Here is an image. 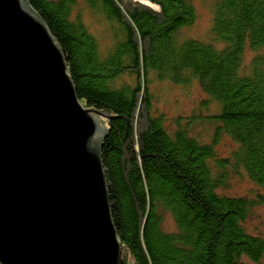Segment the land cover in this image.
<instances>
[{"label": "trees", "instance_id": "trees-1", "mask_svg": "<svg viewBox=\"0 0 264 264\" xmlns=\"http://www.w3.org/2000/svg\"><path fill=\"white\" fill-rule=\"evenodd\" d=\"M27 1L60 45L79 101L107 115L101 158L120 264L259 263L264 238L244 224L264 204V0H209L206 42L180 36L197 18L192 0H82L112 28L106 52L73 17L78 0ZM125 75L131 83H116ZM153 79L183 93L196 82L200 114L165 126ZM197 123L211 126L209 142L192 135ZM225 135L234 148L219 157ZM242 176L251 197L221 192ZM165 215L175 231L163 230Z\"/></svg>", "mask_w": 264, "mask_h": 264}, {"label": "water", "instance_id": "water-1", "mask_svg": "<svg viewBox=\"0 0 264 264\" xmlns=\"http://www.w3.org/2000/svg\"><path fill=\"white\" fill-rule=\"evenodd\" d=\"M106 117L79 101L29 2L0 0V264H120Z\"/></svg>", "mask_w": 264, "mask_h": 264}, {"label": "rangeland", "instance_id": "rangeland-1", "mask_svg": "<svg viewBox=\"0 0 264 264\" xmlns=\"http://www.w3.org/2000/svg\"><path fill=\"white\" fill-rule=\"evenodd\" d=\"M82 0H78L79 7L73 11V17L79 15L84 24L88 27L89 31L97 38L99 48L101 51L106 52L109 48L111 41L113 40V32L111 26L103 19H96L95 16L87 6H85ZM215 1V0H214ZM196 9L197 18L190 28H185L180 32L181 37H192L198 39V41L206 42L205 37L208 36L211 21V5L209 0H192ZM210 6V9H209ZM154 8V7H153ZM254 54L250 51L245 54L244 64L247 65ZM132 80L128 76H122L117 79L116 83H131ZM149 91L153 97V114L162 115L165 126L172 127L173 120L183 119L185 117L192 116L194 114H200L199 102L206 98V95L201 90L200 86L195 82L190 86V90H179L178 87H174L167 82H159L152 80L149 84ZM180 89H183L180 87ZM218 105L215 103L209 106V113H217ZM206 112V111H205ZM202 114V113H201ZM203 114H206L203 112ZM179 116L180 118H177ZM182 117V118H181ZM210 125L197 123L191 128L192 135L197 137L201 141L209 142L212 135V129ZM233 143L228 136H223L216 145V153L219 157H227L230 149H233ZM230 185L221 192L228 196H252L249 194L251 191H256L252 182L246 178L233 177L230 180ZM246 230L252 234H259L264 238V204L255 207L251 217L244 224ZM162 228L164 231H175V224L173 219L169 215H165L162 221ZM243 264H264V257L259 263H253L247 258L242 259Z\"/></svg>", "mask_w": 264, "mask_h": 264}]
</instances>
